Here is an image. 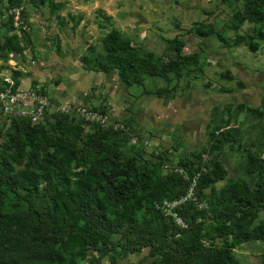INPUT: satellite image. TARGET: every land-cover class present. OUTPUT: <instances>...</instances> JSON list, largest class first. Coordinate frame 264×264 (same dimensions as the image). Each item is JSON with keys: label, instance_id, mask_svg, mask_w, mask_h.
I'll list each match as a JSON object with an SVG mask.
<instances>
[{"label": "trees", "instance_id": "16d2710c", "mask_svg": "<svg viewBox=\"0 0 264 264\" xmlns=\"http://www.w3.org/2000/svg\"><path fill=\"white\" fill-rule=\"evenodd\" d=\"M7 2V11L18 7V0ZM263 5L264 0H247L243 10L234 15L232 29L237 31L246 22L262 24ZM59 6L49 1L51 12ZM98 15L111 27L110 16L102 11ZM67 18L74 25L83 19L70 14ZM98 27L105 28L103 24ZM198 35L207 36L200 29ZM166 42L173 45L175 52L184 46L178 38ZM233 43L246 45L252 51L257 48L245 35H236ZM103 45L106 57H84L85 70L104 74L116 71L126 89L142 86L146 76L161 77L172 71V64L159 69L150 54L133 46L115 28L104 36ZM20 52L16 36L8 37L0 46L4 59ZM197 60L192 55L178 62L188 67L197 65ZM225 75L227 80H235L231 73ZM24 77L20 71L11 72L16 86ZM236 81L238 89H242L244 83ZM4 85L0 76V88ZM145 95L168 96L156 92ZM101 111L107 108L101 107ZM217 111L212 109L206 125L204 146L185 153L178 161L188 177L200 174L196 196L208 207L197 210L193 203L186 202L175 208L185 229L176 225L172 217L163 216L156 205L179 199L189 182L176 174L163 175L158 164L161 158L152 165L140 154L126 155L124 132L97 127L86 135L78 123L63 116L42 125H31L25 118L12 119L0 134V254L18 240L14 220L1 210L4 195L10 194L27 210L26 241L43 249L51 264H72L71 256L81 258L89 251L109 249L116 237H120L124 254L151 248L157 256L153 264H233L232 250L237 245L252 236L264 240V223L251 230L258 213L264 210V157L256 153L262 147L253 151L254 143L244 139L241 130L230 123L242 113L246 120L264 117V110L241 103L224 106L219 118ZM124 123L128 124V119ZM226 147L239 153L241 172L228 180L219 161ZM253 176L256 180L251 188L248 179ZM223 179L226 182L217 190L214 185ZM219 237L223 245L218 247L214 242Z\"/></svg>", "mask_w": 264, "mask_h": 264}, {"label": "rangeland", "instance_id": "374dc122", "mask_svg": "<svg viewBox=\"0 0 264 264\" xmlns=\"http://www.w3.org/2000/svg\"><path fill=\"white\" fill-rule=\"evenodd\" d=\"M49 1L59 4V8L51 12ZM246 1L18 0V7L7 11V0H0V46L8 37L16 36L21 48L20 53H12L6 59L0 53V76L11 77L12 71L30 76L36 70L44 76L48 67L55 70L62 68L57 58H64L65 55H71L73 66L78 64L85 69L83 58L104 59L107 55L104 36L111 28L119 30L123 38L132 41L133 46L150 54L159 69L172 64V71L161 77L146 76L142 86L126 89V94L118 87L119 79L115 77L109 82L93 80L96 84L84 103L64 106L84 108L87 113L96 115L94 119L62 112V106L52 108L49 97L52 85L57 81L56 76L45 83L34 80L31 87L40 86L51 103L40 124L54 123L59 116H63L70 122L78 123L86 135L92 134L97 127L122 131L127 136L126 155L140 154L145 162L152 165L161 158L158 164L163 175H178L175 170L182 169L185 176H178L190 182L197 173L188 177L178 161L190 148L200 145L203 135L205 144L204 130L213 106H217L218 118L224 106L230 108V105L241 103L264 110V21L260 25L246 22L237 31L232 29L233 17L243 10ZM98 11L111 17V27L105 24ZM262 12L264 14V5ZM67 14L82 16L83 19L79 25H74ZM98 24H103L105 28L100 29ZM199 29L207 36L200 37ZM236 35L250 37L256 50L252 51L243 44L235 45L233 40ZM174 38L184 43L180 52H175L173 45L166 42ZM222 38L226 41L222 42ZM14 54L16 60L13 59ZM192 55L197 56V65L180 66L179 59ZM228 72L235 80H227L225 74ZM236 80L244 83L242 89H238ZM222 89L232 91L220 92ZM151 92L168 96L145 95ZM109 97L116 104L112 121L107 118ZM138 100L142 107L138 106ZM101 107H106L107 111L102 112ZM244 118L243 113L239 114L230 124L241 130L244 139L254 143L251 147L253 151L255 147H262L256 153L264 157V117L255 121ZM126 119L129 125L124 123ZM7 124L0 122V134L5 132ZM184 136H189V148L185 145ZM134 138L137 141L132 144ZM219 159L227 172V180L241 175L238 170L240 156L235 148L228 150L226 147ZM226 179L217 182L215 188H221ZM248 180L253 188L256 176ZM205 192L209 193V190ZM4 199L1 210L14 220L18 240L14 241L10 250L0 254V264H51L46 261L43 249L34 246L30 240L26 241V208L10 194H5ZM198 201L202 204L205 200L198 198ZM196 208L206 210L208 207ZM171 211L174 214L173 209ZM263 223L264 210H261L251 230ZM178 226L186 228L185 224ZM119 238L113 240L109 249L89 251L85 257L71 256L69 260L72 264H153L157 258L149 247L124 254ZM214 244L222 246L223 238H216ZM205 246H208L207 241ZM232 261L233 264H264V240L252 236L237 245L232 250Z\"/></svg>", "mask_w": 264, "mask_h": 264}, {"label": "built area", "instance_id": "2783aa9c", "mask_svg": "<svg viewBox=\"0 0 264 264\" xmlns=\"http://www.w3.org/2000/svg\"><path fill=\"white\" fill-rule=\"evenodd\" d=\"M3 82L5 85L0 88V122H7L8 126L12 119L25 118L31 125L40 124L51 107L48 97L42 91L40 86L29 87L22 89L20 86H16L13 79L10 76H4ZM62 112H71L73 115L86 116L88 119H94L95 114L87 113L84 108H72L69 106H62ZM107 119V118H106ZM132 144L136 143V138L132 139ZM178 175L185 176L182 169L175 170ZM199 174H196L189 182L187 191L183 196L173 201H163L161 204L156 205V209L161 210L165 215H171L174 217L177 225L184 226V223L180 218L176 216L175 208L186 202H191L194 206L201 208H207V203L204 201L199 203L196 196L197 179ZM174 214L172 213V210Z\"/></svg>", "mask_w": 264, "mask_h": 264}, {"label": "crops", "instance_id": "0c3cea01", "mask_svg": "<svg viewBox=\"0 0 264 264\" xmlns=\"http://www.w3.org/2000/svg\"><path fill=\"white\" fill-rule=\"evenodd\" d=\"M71 61H72L71 55H65L64 58L58 57L57 63L62 68L55 70L54 68L48 67L46 69L47 74L44 76H41V74H39V72L37 70L33 71L30 76H25L23 79L20 80V84H19L20 88L27 89L31 86V83L34 80L41 81L42 83H45V82L51 80L53 78V76H56L57 81H56V83H54L52 85V88L50 91V97H49L51 99L52 108H54V107L64 106V105H70V104L80 105V104L84 103L85 98L89 95L91 89L96 84L95 83L96 81H93L95 79H98V80L103 79L104 81L107 80L109 82L110 78L115 77L118 80V75H117L116 71H113L109 74H104L101 72H93V71L85 70L84 68L78 66V64H76V66H73ZM110 80H112V79H110ZM97 83L101 84V82H98V81H97ZM117 83H118V87L122 91L125 90V94H126L127 90L124 87V85H122V83L119 82V80ZM108 85L109 84H107V86ZM47 87H49V85ZM112 99H113L112 97H109L110 108H108L109 111L107 112V118L110 121H112V119H113L112 113H113L114 107L116 105ZM140 100H138V102L137 101L136 102H137L138 106L142 107L141 104H139ZM213 108H217V106H213ZM259 109H262V108H259ZM256 119H258V118L252 119L251 121H255ZM207 123H206V125H207ZM205 128H206V126H205ZM204 132H205V130H204ZM188 137L186 138L184 136L185 145L187 148H189V145L187 144V142L189 140ZM202 138H203V140L201 141L200 145L198 144L194 148H190L189 151L200 150L202 148L201 146L204 144V135ZM219 161H220V159H219Z\"/></svg>", "mask_w": 264, "mask_h": 264}, {"label": "water", "instance_id": "95a60500", "mask_svg": "<svg viewBox=\"0 0 264 264\" xmlns=\"http://www.w3.org/2000/svg\"><path fill=\"white\" fill-rule=\"evenodd\" d=\"M13 59L16 60L17 59V56L16 54L13 55Z\"/></svg>", "mask_w": 264, "mask_h": 264}]
</instances>
